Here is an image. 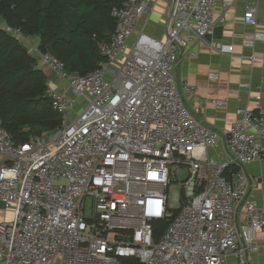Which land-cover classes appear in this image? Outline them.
<instances>
[{
	"label": "built area",
	"instance_id": "2783aa9c",
	"mask_svg": "<svg viewBox=\"0 0 264 264\" xmlns=\"http://www.w3.org/2000/svg\"><path fill=\"white\" fill-rule=\"evenodd\" d=\"M151 1L113 6L115 30L98 42L104 59L87 74L2 25L69 93L48 85L62 126L28 142L17 143L0 116V202L13 212L0 224V264H227L231 255L252 264L248 254L264 252V199L246 171L264 158V109L238 108L227 131L208 126L176 77L180 38L211 35L216 7L237 0H173L166 40L141 32L130 45ZM244 20L258 24L253 3Z\"/></svg>",
	"mask_w": 264,
	"mask_h": 264
},
{
	"label": "crops",
	"instance_id": "0c3cea01",
	"mask_svg": "<svg viewBox=\"0 0 264 264\" xmlns=\"http://www.w3.org/2000/svg\"><path fill=\"white\" fill-rule=\"evenodd\" d=\"M249 3L257 7V25H249L244 20ZM172 4L173 0H152L130 37L129 44L141 32L166 40V26ZM215 18L217 21L213 33L203 40L190 41V33L180 38L176 77L183 99L194 115L208 126L227 131L237 118L238 108H249L257 113L264 109V41L256 37L264 33V0H237L229 9L218 5ZM220 44L226 48L233 46V51L215 49ZM191 49L197 51L194 58L188 55ZM37 62L46 74L49 86L69 93L65 82L58 81L41 59L38 58ZM185 86L191 89L186 90ZM213 99L226 102V106H218L212 102ZM221 147H224L223 142ZM216 152L215 149L210 151L211 155H216ZM3 160L0 154V163ZM246 171L252 193L258 200H263L264 158L248 164ZM12 218L13 212L0 202V224ZM256 240L264 245V230L257 232ZM248 255L252 264H264L263 251ZM227 264H239V261L231 255Z\"/></svg>",
	"mask_w": 264,
	"mask_h": 264
},
{
	"label": "trees",
	"instance_id": "16d2710c",
	"mask_svg": "<svg viewBox=\"0 0 264 264\" xmlns=\"http://www.w3.org/2000/svg\"><path fill=\"white\" fill-rule=\"evenodd\" d=\"M122 2L0 0V17L25 35L37 36L41 52L55 55L69 72L87 74L104 59L98 42L110 39L116 26L112 8ZM47 80L37 58L0 27V116L17 143L62 126L47 93Z\"/></svg>",
	"mask_w": 264,
	"mask_h": 264
},
{
	"label": "rangeland",
	"instance_id": "374dc122",
	"mask_svg": "<svg viewBox=\"0 0 264 264\" xmlns=\"http://www.w3.org/2000/svg\"><path fill=\"white\" fill-rule=\"evenodd\" d=\"M6 21L2 18V17H0V27H2V25L5 23ZM37 60H38V58H37ZM58 82V81H57ZM172 201L174 202V203H177V201H178V192L177 191H174L173 193H172Z\"/></svg>",
	"mask_w": 264,
	"mask_h": 264
}]
</instances>
